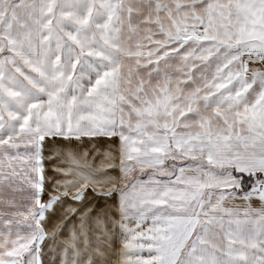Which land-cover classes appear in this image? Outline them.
<instances>
[{"label":"snow or ice","instance_id":"snow-or-ice-1","mask_svg":"<svg viewBox=\"0 0 264 264\" xmlns=\"http://www.w3.org/2000/svg\"><path fill=\"white\" fill-rule=\"evenodd\" d=\"M0 264H264V0H0Z\"/></svg>","mask_w":264,"mask_h":264},{"label":"crops","instance_id":"crops-1","mask_svg":"<svg viewBox=\"0 0 264 264\" xmlns=\"http://www.w3.org/2000/svg\"><path fill=\"white\" fill-rule=\"evenodd\" d=\"M46 167H49V165L46 164Z\"/></svg>","mask_w":264,"mask_h":264}]
</instances>
